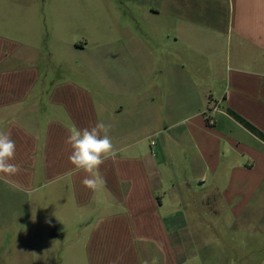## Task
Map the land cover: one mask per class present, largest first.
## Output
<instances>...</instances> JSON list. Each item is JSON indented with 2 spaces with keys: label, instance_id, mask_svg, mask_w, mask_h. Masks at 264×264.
<instances>
[{
  "label": "crops",
  "instance_id": "crops-1",
  "mask_svg": "<svg viewBox=\"0 0 264 264\" xmlns=\"http://www.w3.org/2000/svg\"><path fill=\"white\" fill-rule=\"evenodd\" d=\"M10 1L0 0V131L16 141L20 172L0 181V264L54 263L56 244L79 264H182L178 253L193 241L179 225L178 192L208 176L216 205L233 207L236 236L251 238L235 236L240 264L264 255V141L242 124L264 136V0H154L149 10L123 0L128 17L111 26L122 41L90 54L87 42L62 43L67 61L50 56L42 67L33 41L41 20L28 0ZM141 16L160 32L153 55ZM209 98L220 106L213 127L203 115ZM97 122L122 151L89 189L84 172L70 174L65 141L71 127ZM38 191L43 208L73 212L69 235L35 219Z\"/></svg>",
  "mask_w": 264,
  "mask_h": 264
},
{
  "label": "rangeland",
  "instance_id": "rangeland-1",
  "mask_svg": "<svg viewBox=\"0 0 264 264\" xmlns=\"http://www.w3.org/2000/svg\"><path fill=\"white\" fill-rule=\"evenodd\" d=\"M34 7L35 17L41 20V26L36 24L40 30L33 31V41L37 44V56L39 66L48 62L50 56L57 61H67L71 55L62 50V43L87 42L88 49L85 54H90L92 48L104 46L106 42L122 41L121 31L111 30V26L115 24H123L127 19L123 0H28ZM146 10L154 8V0H142ZM9 2V1H8ZM10 3L20 5L24 3L22 0H11ZM127 6V4H125ZM224 12L221 8L217 11L218 20H223ZM141 31L143 40L146 43L147 54L153 55L155 40L159 36V31L154 30L153 24L149 20H145L141 16ZM205 20V19H204ZM221 20L219 23H221ZM94 25V26H93ZM1 31V33H7ZM118 47L120 42L116 43ZM152 48V49H151ZM49 55V56H48ZM66 65V64H65ZM52 69V68H51ZM53 70V69H52ZM178 178L189 177L186 175H177ZM212 183L214 178L208 176L205 185L198 187L197 183H190L192 189L190 192L184 190L178 192L176 202L178 212L183 217L179 225L184 224L189 233L192 234L193 245L187 250L178 253L179 261L182 264H240L238 255L235 254L236 229L234 222L233 207H221L218 205V193L213 191ZM64 184L59 183L58 186ZM59 188H57V193ZM163 193V192H162ZM43 191L35 193V201L39 204L33 208L35 219L44 217L47 221L50 233L55 231L65 232L69 235V226L65 222V218H73V212L65 214L63 208L59 207H42ZM210 197L207 198L206 196ZM58 198H60L58 196ZM217 199V200H216ZM59 200H57V203ZM66 202V201H63ZM205 203H208L206 206ZM217 204V205H216ZM44 215V216H43ZM189 217V218H186ZM48 220H51L48 222ZM56 225V226H55ZM55 226V227H54ZM180 227V226H179ZM55 228V229H54ZM41 232V227L35 225V247L38 240L37 232ZM236 239H243L246 243H250L249 235L238 232ZM182 243L186 240L181 238ZM66 245L67 241H63ZM57 243V242H55ZM41 244L39 245V247ZM57 255H52L50 264H79L77 261L66 260L65 252L60 254L64 248L61 244H56ZM239 250V249H238ZM241 251V249H240ZM256 251V250H255ZM250 252V251H248ZM79 257V256H78ZM247 264L260 261L263 254L260 252L255 254H246ZM38 260L35 264H38ZM40 264H49L45 260Z\"/></svg>",
  "mask_w": 264,
  "mask_h": 264
},
{
  "label": "clouds",
  "instance_id": "clouds-1",
  "mask_svg": "<svg viewBox=\"0 0 264 264\" xmlns=\"http://www.w3.org/2000/svg\"><path fill=\"white\" fill-rule=\"evenodd\" d=\"M110 128L104 122H97L91 128L81 130L73 126L69 129L65 143L71 148L68 160L73 169L70 174L84 172L86 176L82 184L89 189H95L103 183L100 166L106 160H114L122 151L113 144L109 135ZM15 157L16 141L12 139L11 133L0 131V181L6 184H11V178L20 172Z\"/></svg>",
  "mask_w": 264,
  "mask_h": 264
},
{
  "label": "built area",
  "instance_id": "built-area-1",
  "mask_svg": "<svg viewBox=\"0 0 264 264\" xmlns=\"http://www.w3.org/2000/svg\"><path fill=\"white\" fill-rule=\"evenodd\" d=\"M220 111V106L218 103L212 101L211 98L207 101V108L204 111V118L208 127H213L214 125V115ZM153 145V143H151Z\"/></svg>",
  "mask_w": 264,
  "mask_h": 264
},
{
  "label": "trees",
  "instance_id": "trees-1",
  "mask_svg": "<svg viewBox=\"0 0 264 264\" xmlns=\"http://www.w3.org/2000/svg\"><path fill=\"white\" fill-rule=\"evenodd\" d=\"M242 124L245 128H247L249 131H251L253 134L257 135L260 139H262L264 141V136L262 134H260L259 132H257L253 127H251L250 125L246 124L243 121H242Z\"/></svg>",
  "mask_w": 264,
  "mask_h": 264
}]
</instances>
